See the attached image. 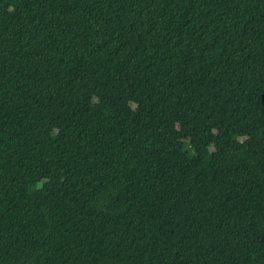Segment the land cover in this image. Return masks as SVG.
I'll use <instances>...</instances> for the list:
<instances>
[{"label":"trees","instance_id":"trees-1","mask_svg":"<svg viewBox=\"0 0 264 264\" xmlns=\"http://www.w3.org/2000/svg\"><path fill=\"white\" fill-rule=\"evenodd\" d=\"M0 264H264V0H0Z\"/></svg>","mask_w":264,"mask_h":264},{"label":"rangeland","instance_id":"rangeland-1","mask_svg":"<svg viewBox=\"0 0 264 264\" xmlns=\"http://www.w3.org/2000/svg\"><path fill=\"white\" fill-rule=\"evenodd\" d=\"M152 121L157 127L163 128L164 120L162 118H156V119H153ZM113 128H114V131L120 137L123 136L122 125H121V122L119 120H114L113 121ZM240 133H241V135L246 136V137L249 138V146H251L252 141L256 140L257 130H256V128L254 126H249V127L242 128L240 130ZM200 146L202 148H204V144H201ZM201 161H202V157H197L194 160V163H195L196 166H199L201 164Z\"/></svg>","mask_w":264,"mask_h":264}]
</instances>
